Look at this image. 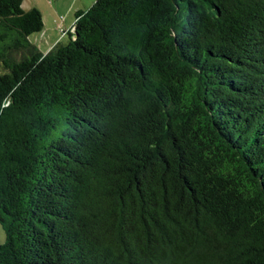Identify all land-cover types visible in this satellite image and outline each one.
<instances>
[{"label": "trees", "instance_id": "trees-1", "mask_svg": "<svg viewBox=\"0 0 264 264\" xmlns=\"http://www.w3.org/2000/svg\"><path fill=\"white\" fill-rule=\"evenodd\" d=\"M0 0V264H264V0H93L42 52Z\"/></svg>", "mask_w": 264, "mask_h": 264}, {"label": "crops", "instance_id": "crops-1", "mask_svg": "<svg viewBox=\"0 0 264 264\" xmlns=\"http://www.w3.org/2000/svg\"><path fill=\"white\" fill-rule=\"evenodd\" d=\"M93 0H22L27 9L37 7L41 12L42 26L31 32L28 38L42 52L47 51L57 41H64L72 30L74 12L87 8Z\"/></svg>", "mask_w": 264, "mask_h": 264}, {"label": "rangeland", "instance_id": "rangeland-1", "mask_svg": "<svg viewBox=\"0 0 264 264\" xmlns=\"http://www.w3.org/2000/svg\"><path fill=\"white\" fill-rule=\"evenodd\" d=\"M4 237H5L4 230L0 224V242L4 240Z\"/></svg>", "mask_w": 264, "mask_h": 264}]
</instances>
